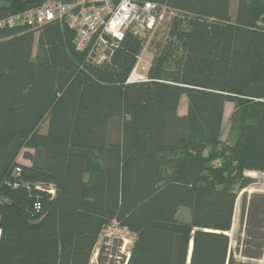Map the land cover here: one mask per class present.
I'll use <instances>...</instances> for the list:
<instances>
[{
    "label": "trees",
    "instance_id": "obj_1",
    "mask_svg": "<svg viewBox=\"0 0 264 264\" xmlns=\"http://www.w3.org/2000/svg\"><path fill=\"white\" fill-rule=\"evenodd\" d=\"M44 1L0 0V18ZM135 1L177 10L143 80L130 29L94 62L61 20L0 28V264H89L111 223L134 236L124 264H255L228 231L264 172V0Z\"/></svg>",
    "mask_w": 264,
    "mask_h": 264
},
{
    "label": "built area",
    "instance_id": "obj_2",
    "mask_svg": "<svg viewBox=\"0 0 264 264\" xmlns=\"http://www.w3.org/2000/svg\"><path fill=\"white\" fill-rule=\"evenodd\" d=\"M176 15V9L154 1L45 0L38 6L0 18V28L12 26L16 22L43 25L61 20L75 30V47L82 50L89 46L88 58L94 62H101L106 58L107 51L112 45L122 39L127 29L138 36H146L161 22H168ZM145 50L144 42L127 81L145 79L150 63V59L143 58ZM214 164L218 165V162ZM15 171L18 172L19 168L16 167ZM261 173L264 176V172ZM50 191L53 193L52 189Z\"/></svg>",
    "mask_w": 264,
    "mask_h": 264
},
{
    "label": "rangeland",
    "instance_id": "obj_3",
    "mask_svg": "<svg viewBox=\"0 0 264 264\" xmlns=\"http://www.w3.org/2000/svg\"><path fill=\"white\" fill-rule=\"evenodd\" d=\"M236 0L231 1V10H234ZM167 22H161L153 31L146 34V50L143 54L144 59H152L156 53L158 44L167 36ZM36 42L33 47V55L36 54ZM142 72V71H141ZM226 107L225 119L223 123L222 139L231 141L233 134L229 131V114L232 110V102H228ZM46 129V122L42 124L41 130ZM18 160L28 164L29 161L20 154ZM251 176V175H250ZM252 181L237 192L236 206L233 215V223L228 231L230 237V247L235 260L241 262L248 261L247 257L242 255L245 252L257 255L249 262L255 264H264V221L258 212L254 210L251 204L253 200L260 202V195H264V176L259 172L252 174ZM261 208V207H260ZM262 209V208H261ZM261 209L259 211H261ZM188 216V208L180 207L178 216ZM262 216V215H261ZM262 219H264V214ZM134 236L126 229L111 223L103 228L89 264H124L129 249L132 245Z\"/></svg>",
    "mask_w": 264,
    "mask_h": 264
},
{
    "label": "crops",
    "instance_id": "obj_4",
    "mask_svg": "<svg viewBox=\"0 0 264 264\" xmlns=\"http://www.w3.org/2000/svg\"><path fill=\"white\" fill-rule=\"evenodd\" d=\"M234 9H235V8H234ZM232 11H234V10H232ZM186 102H187L186 97L183 95V96L181 97V99H180V102H179V112H180V113H185V112H186V106H187ZM228 102H232V101H227V102L225 103V105H224L223 123H224V119H225V112H226V107L228 106V105H227ZM233 109H234V103L232 102V110H231V112H230V114H229V118H230V115H231ZM228 125H229V123H228ZM228 128H229V127H228ZM229 131H230V130H229ZM230 132L234 135V136H233V139H234V138H235V133L232 132V131H230ZM233 139H232V140H233ZM253 173H255V172H252V171H247V172H246V174H249V175H251V176H252ZM259 173H260V172H259ZM184 219H186V217H185Z\"/></svg>",
    "mask_w": 264,
    "mask_h": 264
},
{
    "label": "water",
    "instance_id": "obj_5",
    "mask_svg": "<svg viewBox=\"0 0 264 264\" xmlns=\"http://www.w3.org/2000/svg\"><path fill=\"white\" fill-rule=\"evenodd\" d=\"M262 174V173H261ZM129 255V254H128Z\"/></svg>",
    "mask_w": 264,
    "mask_h": 264
}]
</instances>
